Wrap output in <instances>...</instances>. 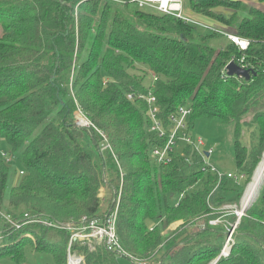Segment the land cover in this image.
<instances>
[{"label":"trees","instance_id":"1","mask_svg":"<svg viewBox=\"0 0 264 264\" xmlns=\"http://www.w3.org/2000/svg\"><path fill=\"white\" fill-rule=\"evenodd\" d=\"M189 3L197 18L247 38L248 48L229 41L217 49L210 44L217 31L200 32L171 15L130 10L129 4L110 0H0V140L18 153L25 172L13 185L16 169L0 158V257L20 264L33 249L67 264L70 239L67 230L41 223L17 228L3 214L22 222L26 213L78 222L113 211L117 203L122 244L140 260L209 264L221 253L226 231L210 220L224 216L220 207L232 185L240 186V199L264 153V11L240 0ZM231 61L255 73L249 80L229 76ZM148 72L156 77L154 94L166 127L180 106L192 108L191 129L201 118L235 125L236 165L246 175L241 184L225 176L210 195L218 178L202 169L199 153L192 164L178 151L167 164L153 159L152 150L165 146L168 135L150 131L145 100L128 98L153 87L145 84ZM78 108L91 126L76 124ZM250 113L252 119L245 120ZM97 129L106 133L111 148L101 150L105 141ZM246 130L255 138L251 145L242 139ZM102 185L108 189L106 207ZM179 220L184 222L177 230L163 234ZM202 222L205 228L191 230ZM235 238L230 255L215 264L241 257L264 264V189ZM73 249L87 264L124 259L103 246L90 251L74 242Z\"/></svg>","mask_w":264,"mask_h":264},{"label":"built area","instance_id":"2","mask_svg":"<svg viewBox=\"0 0 264 264\" xmlns=\"http://www.w3.org/2000/svg\"><path fill=\"white\" fill-rule=\"evenodd\" d=\"M119 4H137L139 8L156 11L162 14L171 15L173 17L184 20L185 22L192 23L198 27L204 28L209 31H217L220 34H225L230 42L235 43L240 49L246 50L250 44L247 38L237 36L232 33L224 32L208 26L200 22L186 13V3L189 0H110ZM227 67V66H226ZM153 87H149L147 94L129 93L128 98L134 100L139 98L148 103V116L151 120L150 131L156 133L159 137L168 135V141L163 147H156L152 150V157L158 164H167L171 162L173 155L178 151L184 157L188 164H192L194 154L199 153L202 158V169L211 171L217 175L218 182L210 195H213L217 188L220 186L221 181L225 176L233 179L236 183L241 184L246 178L245 173L241 172H224L216 166L209 163V159L215 151L213 145H209L203 136H195L191 133L188 118L192 113V108L189 106H180L177 111L171 115V123L169 127L164 125L163 120L160 118V106L157 103V97L154 94L155 89V75L152 74ZM80 113L77 116V124L81 127L91 126L92 123L85 116L80 108L75 111ZM103 136L105 144L101 148L110 147L108 137L105 132L97 129ZM179 147H181L179 149ZM189 148L190 152L183 149ZM8 154L2 153L3 159ZM6 161V160H5ZM7 162V161H6ZM24 170H20L18 176H24ZM246 191V190H245ZM247 207L243 206V197L238 204H223L220 210L224 211V216L214 220H210L211 224H222L226 231V238L221 250L220 255L216 262L221 257L230 255L232 247L235 243V235L241 224L242 217L246 214ZM119 204L116 205L113 211L105 212L104 215L99 217L83 216L78 222H62L50 220L45 217L30 216L25 214V221L13 220L9 214H3V219L10 222L17 228H20L25 223H41L50 227L60 228L67 230L70 233V239L67 248V264H87L85 255L78 250L73 249L74 242H79L82 245H87L90 251H95L99 246H103L108 251H111L121 258L126 259L129 264H149L146 260H140L137 257L129 254L120 239L117 231V216ZM228 215H235L233 220L226 218ZM178 227V226H176ZM176 229V228H173ZM215 264V262L213 263Z\"/></svg>","mask_w":264,"mask_h":264},{"label":"rangeland","instance_id":"3","mask_svg":"<svg viewBox=\"0 0 264 264\" xmlns=\"http://www.w3.org/2000/svg\"><path fill=\"white\" fill-rule=\"evenodd\" d=\"M248 1H254V2H243V3H246L248 6H252L255 8L259 7L260 9L262 7V9H264V1H262V0H248ZM138 8L139 7L137 4H134V3L129 4L130 10H135ZM208 23H210V25L213 28H215V27L220 28V26H222L214 20H211ZM223 27H225V26H222V28ZM198 28H199L198 31H200V32H204V33L210 32L209 30L203 29L201 27H198ZM228 42H229V40L227 39V36L225 34H218V35L212 36L210 38V44H212L217 49L224 47ZM137 66L139 67V70H137V72L140 74H143V73L145 74L146 68L142 67L140 65H137ZM151 74H150V72H148V74L145 76V84L147 86L153 85L152 79H149ZM77 116H80L79 112H76V114H75L76 124H77V119H76ZM252 117H253L252 113L247 114L245 116V120L250 121L252 119ZM248 130L245 131L244 136H242V139L246 144L251 145V144H253L255 138L251 136V134H250V132H248ZM191 133L195 136H203L209 145H213L215 147V151L209 159L210 164L216 166L217 168H219L220 170H222L224 172H233V173L238 172V168H237L236 160H235V155H234L235 154V148H234L235 125L234 124H227V123H224L221 120L216 119V118H214V119L201 118V119L196 121L195 126L191 130ZM180 148L181 147H179V149ZM3 152H6L8 154V156L6 158H4V160H6L7 163H9L11 168L16 169V173H15V176L13 179V185H17L19 183V180L22 177V176H18L19 171L22 169L21 168L22 164H21L20 159L18 157V153H11L7 142L4 139H1L0 140V158H2V159H3V157H2ZM95 158H96V156L94 153V155H93L94 164H95V166H98L97 165L98 163H97ZM262 159H263V156H262ZM262 159H261V161H262ZM254 174H255V172H254ZM254 174L252 176L251 181L247 184L245 190H247V187L252 182V180L254 178ZM231 187H232L233 191H231L230 194L228 195L229 200L225 201V204H238V203H240L242 197L244 198L246 191L244 190L240 199H237L240 186L232 185ZM263 189H264V183H263L262 187L260 188L256 198L251 202V204L247 207V209L256 201V199L259 197L261 190H263ZM107 191H108L107 187L105 185H102L101 189H100V197L103 199L102 204H104V207H106L107 200H108L107 198H109ZM118 196H119L118 200H120V193H118ZM117 204H119V203H117ZM215 211L220 213V210L218 209V207H217V209H215ZM212 219L214 220L216 218H212ZM183 222H184V220L175 221L174 223L170 224L166 230L163 231V234L168 235L172 231L177 230ZM176 226H178V227H176ZM172 228H176V229H172ZM191 228H192L191 230H194V232H195L196 230H200V229L205 228V224H204V222H202V223H199L197 226H195V225L192 226ZM238 230H239V228H238ZM238 230H237V233H238ZM237 233H236V235H237ZM26 236H34V235H26ZM54 237H55L56 241L59 238L57 236H54ZM235 241H236V238H235ZM177 248L178 247L174 248L172 251L174 252L175 250H177ZM163 251L160 254H158L157 256L160 257V255L163 253ZM218 256L216 258H214L209 264H213L214 262L216 263V259L218 258ZM0 264H18V263H16L15 261H13L9 258L0 257ZM20 264H56V261H55V258L53 257V255L48 251H35L33 249H29V250H27V258H26L25 262L20 263ZM122 264H129V262L127 260L123 259ZM221 264H248V263L246 262V260L244 258L241 257L239 260L232 261L230 263L223 261Z\"/></svg>","mask_w":264,"mask_h":264},{"label":"bare ground","instance_id":"4","mask_svg":"<svg viewBox=\"0 0 264 264\" xmlns=\"http://www.w3.org/2000/svg\"><path fill=\"white\" fill-rule=\"evenodd\" d=\"M264 183V155L263 159L257 167L252 182L247 187L246 193L243 198V206L248 207L251 202L256 198L260 188Z\"/></svg>","mask_w":264,"mask_h":264},{"label":"water","instance_id":"5","mask_svg":"<svg viewBox=\"0 0 264 264\" xmlns=\"http://www.w3.org/2000/svg\"><path fill=\"white\" fill-rule=\"evenodd\" d=\"M226 72L229 76L245 77L247 80H249L251 77V72H254V71L238 65L234 61H231L227 64Z\"/></svg>","mask_w":264,"mask_h":264},{"label":"crops","instance_id":"6","mask_svg":"<svg viewBox=\"0 0 264 264\" xmlns=\"http://www.w3.org/2000/svg\"><path fill=\"white\" fill-rule=\"evenodd\" d=\"M241 2H254V1H248V0H240ZM244 4H246V3H244ZM252 7V6H251ZM257 8H259V7H257ZM260 9V8H259ZM261 10H264V9H262V7H261ZM186 13L189 15V16H191L192 18H196V20H198V21H200V22H204V21H206V20H204V21H202L201 19H199V18H197L196 16L197 15H194V12L191 10V7H190V3L189 2H187L186 3ZM196 14V13H195ZM205 24H207L208 26H210V24L209 23H207V21L206 22H204ZM210 27H212V26H210ZM213 28V27H212ZM204 29V28H203ZM219 30H221V31H224V30H226V29H224V28H218ZM224 32H226V31H224ZM173 229V228H172Z\"/></svg>","mask_w":264,"mask_h":264}]
</instances>
